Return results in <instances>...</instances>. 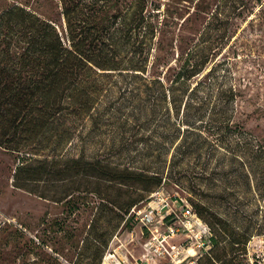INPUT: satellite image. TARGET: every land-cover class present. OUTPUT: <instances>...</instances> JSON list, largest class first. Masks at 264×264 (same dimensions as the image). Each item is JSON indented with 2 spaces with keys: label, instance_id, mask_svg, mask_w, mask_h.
Wrapping results in <instances>:
<instances>
[{
  "label": "trees",
  "instance_id": "obj_1",
  "mask_svg": "<svg viewBox=\"0 0 264 264\" xmlns=\"http://www.w3.org/2000/svg\"><path fill=\"white\" fill-rule=\"evenodd\" d=\"M50 1L54 17L24 4L0 9V148L18 159L14 183L93 179L99 189L83 193L127 223L145 193L193 167L198 178L221 181L227 195L225 215L195 203L210 229L205 264L236 263L228 249L246 245L253 228L264 232V170L252 186L238 154L257 149L264 165V144L235 120L241 91L213 63L210 21L191 41L160 0ZM91 137L106 139L95 155L65 151L75 138ZM123 149L121 164L112 153ZM105 185L135 193L102 195ZM75 192L63 202L72 213Z\"/></svg>",
  "mask_w": 264,
  "mask_h": 264
},
{
  "label": "rangeland",
  "instance_id": "obj_2",
  "mask_svg": "<svg viewBox=\"0 0 264 264\" xmlns=\"http://www.w3.org/2000/svg\"><path fill=\"white\" fill-rule=\"evenodd\" d=\"M160 1L163 8L166 5V8L175 9L173 16L175 23L182 25L181 36L191 41L197 39L205 23L210 21V40L215 53L213 63L215 66L222 63L218 68L222 70L221 76L226 77L229 70L227 79L241 91L236 102L235 120L252 134L254 140L264 144V0ZM13 4L28 5L38 13L52 17L58 12L50 0H0V9ZM174 30L178 33L177 29ZM77 138L65 147L68 154H81L84 150L91 157L100 152L103 148L101 143L106 142V139L98 142L93 137L77 142ZM114 152L113 157L122 156L120 163L124 164L127 151L123 149L121 152L125 153L122 154ZM242 153L238 155L252 175L251 185H256L264 165L256 159L257 149L245 150V156ZM17 164L18 159L14 155L0 148V264H101L109 252L121 258L128 256L136 264V259L143 256V245L150 234L133 214L126 215L125 219L129 218L127 223L126 220L120 222L105 200L97 198L92 192L84 194L83 189L98 188L95 180L76 177L61 182L56 177H49L20 188L13 181ZM187 171L186 177L179 181H168L160 188L145 193L144 200L136 204L137 208L146 207L153 194L164 189L179 211L184 203L193 211H196L195 203H201L225 215V185L221 181L198 178L199 171H194L193 167ZM112 187L101 186L102 195L109 193L123 198L134 192ZM75 189L79 192L73 195L77 207L72 213L63 202ZM243 189L250 192L245 185ZM227 193L232 195L230 191ZM261 203L263 205L264 202ZM255 210L256 203L253 202L247 211L252 214ZM198 217L206 224L203 217ZM253 219L256 220L257 216ZM172 221V217L166 215L159 218L152 229L159 231ZM117 224L119 227L113 231V226ZM256 229L250 230L246 245L231 246L227 258H234L238 264H264V232L260 234ZM15 230L24 233L26 238L21 241ZM26 239L32 241L30 249L24 247ZM167 244L169 247L184 246L183 257L188 258L183 264L200 255L205 256L197 263L205 264L209 257L206 253L210 248L202 251L194 249L184 234L175 236ZM161 264H167V261Z\"/></svg>",
  "mask_w": 264,
  "mask_h": 264
},
{
  "label": "built area",
  "instance_id": "obj_3",
  "mask_svg": "<svg viewBox=\"0 0 264 264\" xmlns=\"http://www.w3.org/2000/svg\"><path fill=\"white\" fill-rule=\"evenodd\" d=\"M180 210L164 189H159L154 193L148 205L143 209L135 206L131 210L130 214H133L135 220L139 221L150 234L149 239L143 245L144 254L136 259V264H154L159 258L171 259L173 264H183L188 258L183 257L184 246L169 247L167 244L170 239L179 234L186 235L194 249L202 251L207 248L206 238L210 234L209 227L188 204L184 203ZM166 215L172 217V223L166 224L159 231L153 230L155 222ZM197 261L198 258L194 257L188 264H198ZM101 264H131V260L128 256L121 258L117 257L115 253L109 252Z\"/></svg>",
  "mask_w": 264,
  "mask_h": 264
},
{
  "label": "crops",
  "instance_id": "obj_4",
  "mask_svg": "<svg viewBox=\"0 0 264 264\" xmlns=\"http://www.w3.org/2000/svg\"><path fill=\"white\" fill-rule=\"evenodd\" d=\"M162 221V220H161ZM163 261H167V264H171L169 259H158L154 264H161ZM131 264H134L131 260Z\"/></svg>",
  "mask_w": 264,
  "mask_h": 264
}]
</instances>
